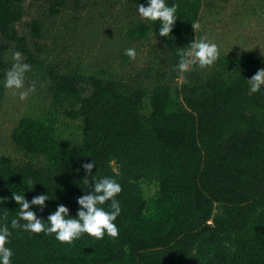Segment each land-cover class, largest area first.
I'll use <instances>...</instances> for the list:
<instances>
[{"label": "trees", "instance_id": "trees-1", "mask_svg": "<svg viewBox=\"0 0 264 264\" xmlns=\"http://www.w3.org/2000/svg\"><path fill=\"white\" fill-rule=\"evenodd\" d=\"M167 2L177 5L178 18L168 37H160L159 21L137 14L147 0H34L30 21L29 0H0V44L20 51L30 65L45 66L39 39L46 35V16L67 11L79 24L85 11L100 5L133 14L126 37L157 45L165 59L156 73L145 67L151 68L147 79L72 77L45 68L40 111L23 112L9 131L26 158L0 155V225L12 232V264H264V88L251 93L247 81L264 68V55L219 52L211 66L190 65L180 83L179 53L205 17L230 0ZM8 67L0 54V106L8 100ZM63 121L77 123V131L59 134L55 126L63 128ZM92 159L88 187L82 165ZM102 176L121 185L117 236L84 233L66 243L55 234L11 227L19 211L13 194L31 201L47 193L43 211L31 205L45 220L58 204L74 216L77 197ZM141 180L159 184L150 199Z\"/></svg>", "mask_w": 264, "mask_h": 264}, {"label": "rangeland", "instance_id": "rangeland-1", "mask_svg": "<svg viewBox=\"0 0 264 264\" xmlns=\"http://www.w3.org/2000/svg\"><path fill=\"white\" fill-rule=\"evenodd\" d=\"M29 1L31 5L29 16L25 18L27 21L36 13L34 0ZM238 3L242 5L241 8L237 6ZM233 10L237 13L233 14ZM128 13L119 8L112 10L100 5L85 11L77 22L79 24H76V20L67 11L45 17L46 35L39 39L41 47H44L41 57L45 61V66L41 63L31 65V71L26 73L24 85L26 89L34 81L35 91L21 99L19 93L23 89H8V100L0 106V155L8 153L17 159L26 158L24 153L10 142L9 131L15 119L23 112L42 106V102L37 103L36 100L47 97L46 67L50 69L56 66L72 77L95 73L106 78L126 80L140 77L147 79L145 76L151 71V68H145L148 65L154 67L153 73L164 67L165 59L160 57L157 45L154 49L149 43L142 44L126 37L130 20L128 18L134 16L132 14L127 17ZM202 30L204 39L217 44L220 53L264 55V0H230L221 12L205 17ZM201 31L195 30L193 39H202ZM127 48L135 49L134 59L125 54ZM15 51H17L15 48L0 44V54L9 61L8 69L13 63L12 55ZM23 60H26L24 56ZM184 75L185 73L181 72L177 78L180 83ZM38 111L40 108L35 110ZM61 126L62 124L58 123L55 127L63 136L74 133L78 128L77 123L72 124L71 121L66 123L63 121V128ZM112 166L116 172L121 173V166L116 160L112 161ZM141 183L147 199L153 197L159 190L156 181L141 180Z\"/></svg>", "mask_w": 264, "mask_h": 264}, {"label": "clouds", "instance_id": "clouds-1", "mask_svg": "<svg viewBox=\"0 0 264 264\" xmlns=\"http://www.w3.org/2000/svg\"><path fill=\"white\" fill-rule=\"evenodd\" d=\"M137 14L142 20L159 21L158 35L168 37L175 21L177 20V5L170 4L167 0H147V4L139 3ZM125 54L134 59L136 51L133 48L125 49ZM217 44L195 38L189 43L187 50L179 53V62L176 68L179 71H187L190 65L198 64L201 68L211 66L218 59ZM13 63L5 72L3 87L6 89H23L19 95L26 98L30 92L35 91L36 84L31 82L25 89L26 73L31 71V65L23 60L22 53L15 51L12 55ZM249 91L259 92L264 88V68L259 69L250 79H247ZM96 162L92 159L82 165L87 175L83 178L89 187L88 177ZM94 184L90 192H85L77 197L78 209L76 215H70L69 209L64 204H58L56 210L47 215L46 220L37 216L31 205L43 209L47 206V193L33 196L31 201L25 194L14 195V200L19 204L17 217L11 219V227L22 229L29 233L55 234V238L61 242L71 243L82 234L87 233L97 239H102L105 234L115 237L118 235V226L115 223L121 212L120 202L116 199L121 192L119 182L110 176H102L92 180ZM87 187V188H88ZM105 202H110L108 208L103 207ZM23 221V223H21ZM12 232L7 224L0 225V264H12L13 251L7 245L10 243Z\"/></svg>", "mask_w": 264, "mask_h": 264}]
</instances>
